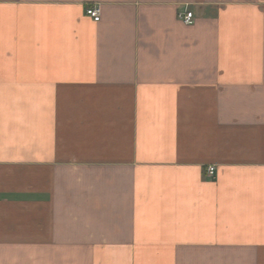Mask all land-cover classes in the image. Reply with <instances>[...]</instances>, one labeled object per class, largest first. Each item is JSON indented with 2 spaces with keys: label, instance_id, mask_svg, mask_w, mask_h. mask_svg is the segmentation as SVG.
Returning a JSON list of instances; mask_svg holds the SVG:
<instances>
[{
  "label": "crops",
  "instance_id": "1",
  "mask_svg": "<svg viewBox=\"0 0 264 264\" xmlns=\"http://www.w3.org/2000/svg\"><path fill=\"white\" fill-rule=\"evenodd\" d=\"M0 264H264V0H0Z\"/></svg>",
  "mask_w": 264,
  "mask_h": 264
},
{
  "label": "built area",
  "instance_id": "2",
  "mask_svg": "<svg viewBox=\"0 0 264 264\" xmlns=\"http://www.w3.org/2000/svg\"><path fill=\"white\" fill-rule=\"evenodd\" d=\"M85 15L89 17L93 22H98L100 20V8L98 6H89L85 9ZM178 18L183 24L188 26L194 23L193 14L188 11L179 13ZM214 172V167H208L206 170V173L209 176H212Z\"/></svg>",
  "mask_w": 264,
  "mask_h": 264
}]
</instances>
